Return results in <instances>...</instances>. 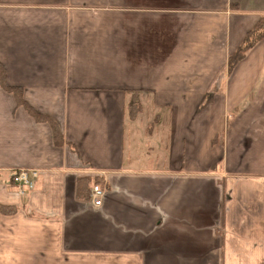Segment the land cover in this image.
Wrapping results in <instances>:
<instances>
[{
	"label": "crops",
	"instance_id": "obj_1",
	"mask_svg": "<svg viewBox=\"0 0 264 264\" xmlns=\"http://www.w3.org/2000/svg\"><path fill=\"white\" fill-rule=\"evenodd\" d=\"M261 18L264 0H0L25 102L0 69V204L17 208L0 264H264V35L229 62ZM145 100L165 111L143 132ZM163 127V167L134 166L137 134Z\"/></svg>",
	"mask_w": 264,
	"mask_h": 264
},
{
	"label": "rangeland",
	"instance_id": "obj_2",
	"mask_svg": "<svg viewBox=\"0 0 264 264\" xmlns=\"http://www.w3.org/2000/svg\"><path fill=\"white\" fill-rule=\"evenodd\" d=\"M143 105L144 107L140 115L138 116L136 123L139 124L141 128L140 130L145 132L146 123L153 120L152 124L154 125L155 118H156L154 116H156L157 113L162 114V112L165 111V107L153 102V100L152 101L145 100L143 101ZM133 108H137V106L135 107L133 106ZM159 124L160 122L156 124L155 128L158 127ZM153 125H151V128L153 127ZM133 127H134V124L131 125V131L129 130L127 132V146L130 145V142H128L130 137L133 140V131H132ZM164 129L166 128L164 127L162 128L161 134L160 132L157 133V131H155L151 137L149 136V134H146V135H144L143 133L137 134V138L139 139L136 145L137 148L133 149V147H129L131 151H136L138 153V160L136 163H133L134 166L145 167L148 165L149 167H153V168L163 167V163H165V157L168 156L169 154V149L167 148V140L165 138L166 135H165V132L163 131ZM8 207H11V206H8ZM16 211H17V208L14 206L13 208H10V209L1 208L0 215L1 216L12 215ZM7 217H11V216H7Z\"/></svg>",
	"mask_w": 264,
	"mask_h": 264
},
{
	"label": "trees",
	"instance_id": "obj_3",
	"mask_svg": "<svg viewBox=\"0 0 264 264\" xmlns=\"http://www.w3.org/2000/svg\"><path fill=\"white\" fill-rule=\"evenodd\" d=\"M264 35V18H261V20L256 24V26L247 34L246 38H245V41L243 43V45L237 49L229 58V62H236L240 59H242L245 55V52L253 46V44L255 43L256 40L260 39L262 36ZM1 69V79L3 80L4 82V86L12 91V92H15L16 93V96L18 98L19 101H21L23 104H25L23 98H22V94H21V91L18 90L17 88L15 87H12L10 86L9 84H7L5 81H6V77H5V72H4V69L3 67L0 68ZM134 103H136V101H133ZM131 107V106H130ZM132 109V112L135 111V109L130 108ZM138 109V107L136 108ZM32 113L38 117L39 119L40 118H45V119H49L51 120V118L49 117H45V116H42L41 114L37 113L35 110L31 109ZM51 122L53 123V128H54V133H55V139L57 140V142H61L62 141V136L61 134L59 133V129L57 128V125L51 120ZM89 182V181H88ZM98 182H95L93 184H96ZM93 186V185H92ZM3 208V209H7V208H13L12 207H8L7 205H2L0 204V209Z\"/></svg>",
	"mask_w": 264,
	"mask_h": 264
},
{
	"label": "built area",
	"instance_id": "obj_4",
	"mask_svg": "<svg viewBox=\"0 0 264 264\" xmlns=\"http://www.w3.org/2000/svg\"><path fill=\"white\" fill-rule=\"evenodd\" d=\"M38 175L39 172L37 170L29 171L27 169H21L13 172L12 180L20 185V187L25 186L27 188H33L36 185V178ZM104 192L105 187L101 184L97 183L93 185L90 196L95 205L101 204Z\"/></svg>",
	"mask_w": 264,
	"mask_h": 264
}]
</instances>
